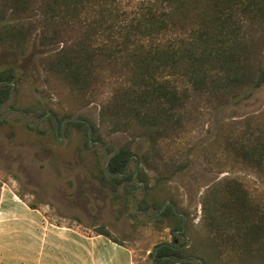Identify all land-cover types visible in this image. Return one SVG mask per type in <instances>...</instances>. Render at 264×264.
Returning <instances> with one entry per match:
<instances>
[{
	"label": "rangeland",
	"instance_id": "rangeland-1",
	"mask_svg": "<svg viewBox=\"0 0 264 264\" xmlns=\"http://www.w3.org/2000/svg\"><path fill=\"white\" fill-rule=\"evenodd\" d=\"M4 1L12 4V0L0 3ZM76 1L82 27L63 36L88 34L95 45H103L120 34L138 33L120 26L143 20L147 8L167 23H191L210 15L204 12L213 0ZM24 2L27 12L11 13L8 6L6 20L0 23L22 28V36L0 37V88L5 91L0 97V188H10L28 204L44 209L53 223L86 233L106 231L132 248L135 264H160L156 253L161 243L176 248L169 264L184 260L262 264L261 257L238 253L226 235L218 234V221L224 228L219 215L213 226L207 219L212 203L223 198L226 177L244 185L258 214L264 216V172L239 162L227 141L228 137L240 141L247 123L264 126V83L249 96L228 102L225 97L191 92L179 123L152 147L146 138L136 136L125 169L133 180L102 183L104 152L109 157L134 134L132 128L117 130L113 119L99 118V94L110 88L108 82L115 80L111 75L117 72L94 64L93 95L73 91L62 78L50 75V0ZM235 17L251 15L239 10ZM45 32L48 38L42 39ZM183 32L167 29L158 34L170 37ZM92 124L97 126L94 133ZM139 171L147 187L138 178ZM170 200L177 216L157 217V206ZM204 200L209 202L207 209ZM180 214L182 229L177 228Z\"/></svg>",
	"mask_w": 264,
	"mask_h": 264
},
{
	"label": "trees",
	"instance_id": "trees-1",
	"mask_svg": "<svg viewBox=\"0 0 264 264\" xmlns=\"http://www.w3.org/2000/svg\"><path fill=\"white\" fill-rule=\"evenodd\" d=\"M11 3H0L2 24L8 6L11 13L28 11L24 0H12ZM79 4L76 0H50V75L62 78L73 91L93 95V65L113 69L117 72L111 75L115 77L114 83L108 82L110 88L99 94V118L102 122L113 119L117 130L132 128L134 131L128 142L109 156L107 170L112 175L102 170V183L106 180L119 182L127 177L133 180L132 174H125V169L136 136L146 138L152 147L161 135L179 123L191 92L225 97L228 102L235 97L249 96L264 83V0H213L209 4L210 12L207 9L204 12L210 13L208 17L181 24L167 23L147 8L143 20L120 26L138 33L133 36L120 34L110 40L111 44L103 45H95L88 34L73 39L63 36L82 27ZM238 9L251 17L236 18ZM0 27V37L22 36L18 24ZM167 29L184 32L170 37L158 34ZM42 36V39L48 38L46 32ZM0 93L2 97L3 88ZM96 130L97 126L92 124L93 133ZM227 141L239 162L264 172L263 125L247 123L241 131L240 141L233 137H228ZM139 159L142 161L143 156ZM141 174L139 171L137 176L147 187ZM223 192L222 200L212 203L213 212L207 219L208 224L213 226L219 215L224 228L218 226V221L215 226L218 234L226 235L238 253L259 256L264 264V216L258 214L248 190L236 179L224 178ZM161 206H157V217L167 213L177 216L172 200L160 211ZM202 206L207 209L209 202L202 201ZM178 218L177 228L182 229L183 214ZM99 233L109 236L106 231ZM175 250L171 244H159L156 261L171 263ZM181 264L191 263L184 260Z\"/></svg>",
	"mask_w": 264,
	"mask_h": 264
},
{
	"label": "crops",
	"instance_id": "crops-1",
	"mask_svg": "<svg viewBox=\"0 0 264 264\" xmlns=\"http://www.w3.org/2000/svg\"><path fill=\"white\" fill-rule=\"evenodd\" d=\"M0 264H135L130 246L99 232L51 222L10 188H0Z\"/></svg>",
	"mask_w": 264,
	"mask_h": 264
},
{
	"label": "water",
	"instance_id": "water-1",
	"mask_svg": "<svg viewBox=\"0 0 264 264\" xmlns=\"http://www.w3.org/2000/svg\"><path fill=\"white\" fill-rule=\"evenodd\" d=\"M29 125H30V124H29ZM87 134H88V138H90L89 129H88ZM88 143L90 144V142H88ZM108 159H109V157H108L107 153L104 152V163H103L102 167H103L104 171L106 172V174H108V175H112V173H109L108 170H107ZM166 204H168V202H165V203L161 206L160 211L165 207ZM136 211H141V210H136ZM141 212L145 215V212H144V211H141ZM199 262H201L200 259H199Z\"/></svg>",
	"mask_w": 264,
	"mask_h": 264
}]
</instances>
